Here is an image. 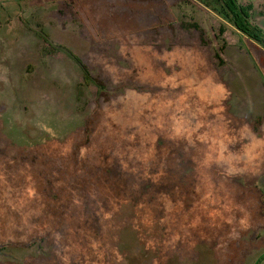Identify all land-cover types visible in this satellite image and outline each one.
<instances>
[{
    "label": "rangeland",
    "instance_id": "obj_1",
    "mask_svg": "<svg viewBox=\"0 0 264 264\" xmlns=\"http://www.w3.org/2000/svg\"><path fill=\"white\" fill-rule=\"evenodd\" d=\"M223 27L199 0H0V264H264V97Z\"/></svg>",
    "mask_w": 264,
    "mask_h": 264
},
{
    "label": "trees",
    "instance_id": "obj_2",
    "mask_svg": "<svg viewBox=\"0 0 264 264\" xmlns=\"http://www.w3.org/2000/svg\"><path fill=\"white\" fill-rule=\"evenodd\" d=\"M199 2L221 18L225 26L220 29L222 35L226 27L231 26L264 48V33L260 27L252 23L253 6L241 5L237 0H215V3L211 6L203 0H199ZM66 52L77 63L81 64L80 60L71 51L66 49Z\"/></svg>",
    "mask_w": 264,
    "mask_h": 264
},
{
    "label": "crops",
    "instance_id": "obj_3",
    "mask_svg": "<svg viewBox=\"0 0 264 264\" xmlns=\"http://www.w3.org/2000/svg\"><path fill=\"white\" fill-rule=\"evenodd\" d=\"M237 32L241 35V39L245 41V47L248 54L246 58L240 60L242 63L239 65V68L242 67L241 69L246 75L245 79L248 78L249 80L244 83L243 87L250 90L248 92L250 98H253V96H255V98H262L264 97V93L262 94L264 91V48L242 35L239 31ZM218 39L221 41L222 46L216 50L215 55L219 63L224 64L221 52L226 50L228 43L224 38V35H222V37L219 35ZM256 106L258 107V104H256ZM262 119H264V116L263 118H260V120H257L262 122Z\"/></svg>",
    "mask_w": 264,
    "mask_h": 264
}]
</instances>
